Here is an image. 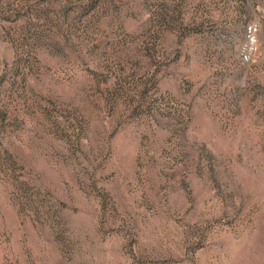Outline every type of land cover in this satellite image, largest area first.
Masks as SVG:
<instances>
[{
    "label": "rangeland",
    "instance_id": "374dc122",
    "mask_svg": "<svg viewBox=\"0 0 264 264\" xmlns=\"http://www.w3.org/2000/svg\"><path fill=\"white\" fill-rule=\"evenodd\" d=\"M0 264H264V0H0Z\"/></svg>",
    "mask_w": 264,
    "mask_h": 264
}]
</instances>
